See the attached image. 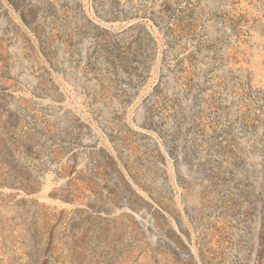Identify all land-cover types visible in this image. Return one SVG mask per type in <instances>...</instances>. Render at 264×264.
<instances>
[{
	"label": "rangeland",
	"instance_id": "374dc122",
	"mask_svg": "<svg viewBox=\"0 0 264 264\" xmlns=\"http://www.w3.org/2000/svg\"><path fill=\"white\" fill-rule=\"evenodd\" d=\"M0 264H264V0H0Z\"/></svg>",
	"mask_w": 264,
	"mask_h": 264
}]
</instances>
